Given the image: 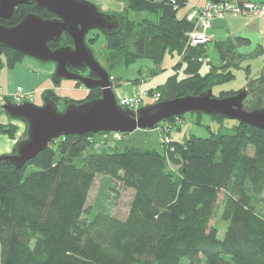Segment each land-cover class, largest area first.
I'll return each mask as SVG.
<instances>
[{"label": "trees", "instance_id": "obj_1", "mask_svg": "<svg viewBox=\"0 0 264 264\" xmlns=\"http://www.w3.org/2000/svg\"><path fill=\"white\" fill-rule=\"evenodd\" d=\"M127 3L126 11H146L150 16L137 22L128 12L108 14L115 28L104 34L107 47L118 49L132 41L126 66L138 59L161 66L167 53L180 58L174 66L176 73L156 88L161 96L158 103L208 91L220 99L238 94L230 90L215 96L213 88L235 79L232 69L248 57L238 48L248 39L216 42L220 60L216 66L208 43H189L195 24L187 16L179 17L188 0ZM30 14L55 18L47 10L26 4L17 6L10 19H0V25L15 27ZM99 37L98 31H91L87 45L92 49ZM48 46L70 48L73 40L63 35ZM263 51L261 46L255 54ZM2 57L10 69L26 58L0 46ZM204 64L208 65L205 73ZM182 69L185 76L179 78ZM69 70L98 78L86 69ZM111 82L120 85L122 79L111 78ZM75 87L83 86L75 82ZM246 89L244 109L263 110L264 66L259 77L248 78ZM101 98V88L95 87L87 90L83 100L55 96L49 100L57 105L63 101L66 109ZM185 116L164 122L184 124ZM230 123L208 138L162 141L164 154L141 147L108 146L110 135L101 132L60 137L21 168L10 161L0 162V264H182L185 258L189 264H264V216L258 211L259 206L264 209V130L237 120ZM17 132L13 123H0L1 134L15 138ZM24 134L22 142L27 140V127ZM18 145L10 155L17 154ZM102 145L107 152L89 153L82 165L73 163L87 149ZM98 176L109 183L105 199L118 184L133 193L125 219L103 206L96 213L89 211V196ZM219 212L227 223L222 240L219 228L211 224Z\"/></svg>", "mask_w": 264, "mask_h": 264}, {"label": "water", "instance_id": "obj_2", "mask_svg": "<svg viewBox=\"0 0 264 264\" xmlns=\"http://www.w3.org/2000/svg\"><path fill=\"white\" fill-rule=\"evenodd\" d=\"M26 4H34L38 10H47L55 18L45 19L30 14L15 27L0 25V46L41 63L56 64L54 84L59 85L65 79L80 82L88 90L99 87L102 98L80 107H67L62 112L49 99L42 107L29 102L19 105L8 102L3 106L4 111L10 117L27 123L28 139L18 145L17 154L0 156V162L10 161L21 168L60 137L153 130L162 121L189 113L237 120L264 130V109L255 112L244 109L247 90L223 99L213 97L208 91L199 96L163 101L135 112L123 110L117 103L109 73L96 60L86 42L91 31L105 34L113 30L111 17L86 0H0V19H10L17 6ZM63 35L73 40V47L50 49L49 42H58ZM69 68L86 69L98 78L82 76Z\"/></svg>", "mask_w": 264, "mask_h": 264}, {"label": "rangeland", "instance_id": "obj_3", "mask_svg": "<svg viewBox=\"0 0 264 264\" xmlns=\"http://www.w3.org/2000/svg\"><path fill=\"white\" fill-rule=\"evenodd\" d=\"M92 4H94L98 10L105 14H110L113 11H122L126 12L128 8V4L125 0L121 2L113 1L112 4L107 3L105 0H86ZM182 8L179 12V17H182L184 14V10ZM128 16L130 19L140 22L143 19L149 17L146 11H138L128 9ZM255 18H261L262 29L255 32L245 44H242L238 51L244 55H248V57L242 59L238 62V66L232 69L235 74V79L223 85H219L213 88V94L218 96L221 91H239L240 93L246 89L247 80L255 79L259 77L261 74L262 68L264 66V51L261 52L260 55L255 54L260 47L262 46L264 49V16H259ZM100 37L93 44L92 49L94 53V57L99 62V64L109 73L111 78H121L122 83L120 85H114V93L117 98L120 97H135L140 100L139 106L136 107L133 112L138 111L140 109L153 106L160 101V94L157 93L155 96L150 93L151 90L156 92V88L160 82L163 80H167V78L171 75H174L175 69L174 66L179 62L180 58L177 54L172 56L170 53H167L164 61L162 63V67L164 69H169V72L166 74L162 71L161 66L155 67L153 62L148 59H138L131 64L126 66V54L133 51L132 41H128L122 45V48L118 49H109L108 43L106 41L105 35L103 33H99ZM247 39V38H246ZM209 56L214 65H218L220 63L219 57L216 49L210 44ZM250 54H253L251 57ZM172 59L175 60V63L172 62ZM4 57L0 60V64L3 63ZM206 62H209L206 60ZM45 64V63H43ZM51 66H56L54 63ZM248 68H250L248 70ZM155 69V70H154ZM208 69V65L204 64L202 72L205 73ZM152 71H154L152 73ZM170 73V74H169ZM6 74V68H1L0 66V83L4 80ZM169 74V75H168ZM165 76V77H164ZM185 76L183 69L180 71L179 78H183ZM167 77V78H166ZM166 78V79H165ZM54 78L49 80L48 85L52 87L50 91H38L34 92L33 104L39 107L45 105L46 101L52 97H58L59 99L64 98H73L75 100H83L87 96L86 90L83 87L77 88L75 87V81L70 80H62L59 85L54 84ZM19 88V87H17ZM22 88L24 91L25 89ZM29 92V91H25ZM119 105V104H118ZM3 108V107H2ZM65 104L61 101L58 104V110L64 111ZM1 110V107H0ZM3 114L13 120L14 118L10 117L3 109ZM232 120L223 119V121H219L217 119L212 118L209 115L202 114H194L189 113L185 116V123L180 125L177 124H167L162 121L158 128L153 130H142L138 129L135 132L127 135L110 133L109 137H107L108 146L111 147H119L120 149H124L125 147H141L147 149L157 150L159 153L164 154L165 148L162 145V139L170 140V138L175 139L176 141L183 142L185 139L190 136H197L201 138H208L212 135V133H217L222 126L229 127L231 125ZM199 123V124H198ZM20 128H22L23 136L19 142L25 139V130L27 127V139H28V125L24 123V121L20 122ZM202 124V125H201ZM180 127V129H179ZM19 129V128H18ZM107 152V147L105 145L98 146L95 149H87L84 153H82L78 158L73 160L75 165H82L83 159L89 153H104ZM108 181L104 176H98L95 184L91 190L88 206L89 211L93 213L97 212V208L104 207L109 209L111 213L121 219H125L128 211L129 205L132 200L133 193L131 191L125 190L120 184L117 185L116 191H110V195L108 199L106 198V188ZM116 188V187H115ZM224 197V193L220 196V203L222 202ZM264 197V194H263ZM258 211L264 216V209L262 206H259ZM213 226L219 228L218 238L223 239L225 237V232L227 229V223L221 219L220 212L213 219ZM182 264H189L187 258L182 261Z\"/></svg>", "mask_w": 264, "mask_h": 264}, {"label": "crops", "instance_id": "obj_4", "mask_svg": "<svg viewBox=\"0 0 264 264\" xmlns=\"http://www.w3.org/2000/svg\"><path fill=\"white\" fill-rule=\"evenodd\" d=\"M105 1L107 3L112 4V2L115 0H105ZM121 1L122 0H116V2H121ZM211 1L219 2V1H229V0H188L187 5L185 6L187 8L184 10V14L182 17H185L188 14H190L194 10V8L203 7L208 2ZM236 1H238L239 3H243L246 1L264 2V0H236ZM125 2L127 3V0H125ZM113 12H122V11L115 10ZM260 19L261 18H255V17L249 18L241 15L226 14L223 19L214 20L212 26L206 31V36H207L206 43H208L209 46L210 44H212L213 47L215 48L216 42L221 40H226L228 38L234 39L236 37H242L245 39L246 38L249 39L253 34H255V32L262 29L263 22ZM171 55L174 56V54ZM172 62L175 63V60L172 59ZM51 65L53 64H43L38 60L29 57H26L23 61L19 62L15 67L11 69L5 67L3 63H1L0 64L1 68H6V74L4 80L0 83V94H11L16 90L17 87H23L25 91H29V92L52 90V87L49 86L48 83L49 80H51L55 74L56 66H51ZM161 68L162 71L165 72L166 74L169 72V69H164L162 66ZM164 82L165 80H163V82H160L158 86L162 85ZM84 89L85 88H83V90ZM0 107H1L0 123L1 124L13 123L19 128L15 138L0 133V156H3V155H10L14 150V148L17 146V144H19L23 136L22 133L23 130L22 128H20L21 127L19 124L20 120L17 119L11 120L10 118L6 117L3 114V108L1 104Z\"/></svg>", "mask_w": 264, "mask_h": 264}, {"label": "built area", "instance_id": "obj_5", "mask_svg": "<svg viewBox=\"0 0 264 264\" xmlns=\"http://www.w3.org/2000/svg\"><path fill=\"white\" fill-rule=\"evenodd\" d=\"M226 14L241 15L249 18L264 16V2L246 1L239 3L236 0L211 1L203 7L194 8L187 15L188 21L195 24V29L189 36V43L196 45L207 42L206 31L212 26L214 20L223 19ZM33 98L34 92H25L19 87L11 94H0V104L3 107L8 102L18 105L26 102L32 103ZM139 103L140 100L135 97L118 98L119 106L130 110L138 107Z\"/></svg>", "mask_w": 264, "mask_h": 264}, {"label": "bare ground", "instance_id": "obj_6", "mask_svg": "<svg viewBox=\"0 0 264 264\" xmlns=\"http://www.w3.org/2000/svg\"><path fill=\"white\" fill-rule=\"evenodd\" d=\"M157 94V92L153 93V95L155 96Z\"/></svg>", "mask_w": 264, "mask_h": 264}, {"label": "flooded vegetation", "instance_id": "obj_7", "mask_svg": "<svg viewBox=\"0 0 264 264\" xmlns=\"http://www.w3.org/2000/svg\"><path fill=\"white\" fill-rule=\"evenodd\" d=\"M84 88V87H83Z\"/></svg>", "mask_w": 264, "mask_h": 264}]
</instances>
